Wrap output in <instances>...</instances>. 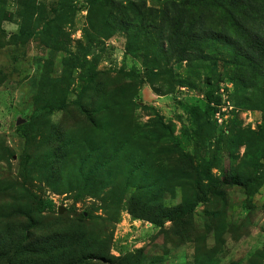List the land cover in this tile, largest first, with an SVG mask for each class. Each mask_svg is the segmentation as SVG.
I'll use <instances>...</instances> for the list:
<instances>
[{
  "label": "rangeland",
  "instance_id": "374dc122",
  "mask_svg": "<svg viewBox=\"0 0 264 264\" xmlns=\"http://www.w3.org/2000/svg\"><path fill=\"white\" fill-rule=\"evenodd\" d=\"M121 3L0 0V264H264V89Z\"/></svg>",
  "mask_w": 264,
  "mask_h": 264
},
{
  "label": "trees",
  "instance_id": "16d2710c",
  "mask_svg": "<svg viewBox=\"0 0 264 264\" xmlns=\"http://www.w3.org/2000/svg\"><path fill=\"white\" fill-rule=\"evenodd\" d=\"M164 3L161 17L152 20L147 0H122L115 25L122 29H146L147 33L158 28L162 52L176 61L194 63L210 59L221 45L236 65L234 79L246 87L264 89V0ZM19 128L26 131L24 124ZM43 204L55 206L49 198Z\"/></svg>",
  "mask_w": 264,
  "mask_h": 264
}]
</instances>
